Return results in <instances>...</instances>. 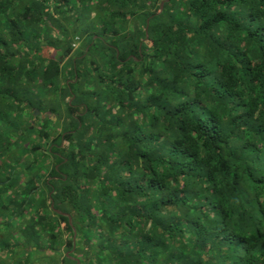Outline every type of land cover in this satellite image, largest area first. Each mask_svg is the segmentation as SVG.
Listing matches in <instances>:
<instances>
[{"label":"clouds","instance_id":"clouds-1","mask_svg":"<svg viewBox=\"0 0 264 264\" xmlns=\"http://www.w3.org/2000/svg\"><path fill=\"white\" fill-rule=\"evenodd\" d=\"M0 264H264V0H0Z\"/></svg>","mask_w":264,"mask_h":264}]
</instances>
